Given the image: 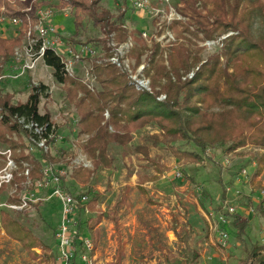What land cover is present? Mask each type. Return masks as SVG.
<instances>
[{"label":"trees","instance_id":"trees-1","mask_svg":"<svg viewBox=\"0 0 264 264\" xmlns=\"http://www.w3.org/2000/svg\"><path fill=\"white\" fill-rule=\"evenodd\" d=\"M83 1L86 4L78 5L79 12L74 13L75 33L84 17L103 33V37L96 41L101 43L107 59L97 61L95 55L88 58L91 59L90 74L98 88L90 89L81 79L64 74L60 58L51 50L45 52L43 59L53 69L54 78L66 89L68 103L74 106L76 120L72 121V127L78 134L87 136L79 147L92 161V169L73 164L69 150L62 145L56 146L59 126L51 120L48 111L41 114L38 109L46 86H32L24 101L13 103V93L5 91L6 82L1 78L0 143L7 146L9 155L0 154V158L4 163L10 159L15 168L11 171L9 183H0V192L8 185L14 190L8 198L10 203H18V194L25 190L33 194L39 191L36 184L43 178L44 169L50 167L53 170L56 165L61 169L70 166V171L66 170L67 176L61 177L65 190L74 194L66 185L69 178L78 186H87L83 193L91 195L93 189L90 190L88 185L93 171L111 164L108 144L125 146L132 140L134 131L149 123L159 129L150 138L155 144L165 145L182 165L203 162L207 149L225 147L223 154L244 157L246 154L238 152L237 148L247 144L264 147V18L261 14L264 0H181L178 13L187 20L176 21L169 26L176 36L166 46L167 65L158 59V53L163 50L161 43L153 41L152 50L148 49L142 42L143 31L136 28L140 39L126 55L128 59H134L130 73L109 59L115 49L111 41L120 44L128 36L123 22L131 8L126 0L115 2V6L120 7L117 15L100 9L99 0ZM258 16L262 18L259 19L261 31L255 36L253 26ZM198 34L202 41L228 35L220 39V48L202 62L198 50L193 51L189 46L192 44L190 37L199 38ZM21 36V31L11 39L0 36V64L9 61ZM146 51L150 53L145 58L148 66L143 75L149 80V88H139L131 75ZM160 57L164 58L163 55ZM30 123L38 127L47 124L46 130L36 133L34 127L24 126ZM31 138L35 142L45 138L47 149L38 146ZM63 139L62 144L68 141L64 136ZM29 147L33 149L28 150ZM51 147H55V154H52ZM141 149L147 156V150ZM250 157L249 161L257 164L253 174L257 177L264 166V154ZM155 167L156 174L150 179H157L167 169L158 164ZM99 197V192L90 196V213L79 218L78 250L80 238L86 233L91 235L102 218L96 211ZM38 203L30 202V205L37 210ZM259 209L264 211L261 207ZM233 216L239 237L244 234L248 220L241 219L238 214ZM0 224L8 237L20 241L36 256L30 249L39 243L24 224L3 210L0 211ZM91 239L93 243L92 236ZM40 247L51 252L43 244ZM92 254L93 251L90 256ZM244 258V264H264V243H253L250 249H246ZM53 262L57 264L54 258ZM190 263L187 260L183 262Z\"/></svg>","mask_w":264,"mask_h":264},{"label":"rangeland","instance_id":"rangeland-1","mask_svg":"<svg viewBox=\"0 0 264 264\" xmlns=\"http://www.w3.org/2000/svg\"><path fill=\"white\" fill-rule=\"evenodd\" d=\"M39 2L40 0H0V5L11 11L20 10L18 12H21L25 8L39 6ZM153 2H157L156 7L166 8V10L167 4L175 8L177 15L174 14V17L176 18L162 27L155 26L150 24V15L139 13V16L137 12L129 10L125 15L127 19L123 22L128 33L126 40L120 44L114 40L111 41V45L115 47L113 56L117 54L115 57L119 59V64L129 73L134 59H128L126 55L140 39V35L135 31L136 28L145 31V35L141 34V37L148 49L152 50L153 41L161 43L163 50H160L158 54L163 55L164 58L162 59L159 55L158 59L167 65L166 46L174 41L176 36V32L169 26L173 22L187 20L185 16L178 13L177 8L181 4L179 0L164 2L153 0ZM47 3L57 10H62L63 7L72 9L67 17L59 13H55L54 17V23L59 27L60 38L63 39L62 43L65 46L69 45L72 50L89 46L94 50L97 61L107 59L101 43L96 41L103 37V33L98 26L93 25L90 19L84 17L77 34L75 33L74 13L79 12L78 5L86 4L83 0H48ZM98 6L100 9L109 10L114 15L120 12V7L115 6V0H99ZM261 14L264 18V10ZM262 18L258 16L254 23L255 36L261 31L259 19ZM227 35L213 41H202L201 35L198 34L199 38L190 37L192 44L189 46L193 51L198 50L203 62L220 48V39ZM0 36L2 39H11L5 32H0ZM111 36L113 37V34ZM21 42L23 41L20 38L14 48L22 46ZM149 53L150 51H146L142 55L140 65L131 75L136 81H143L138 84L139 88H149V80L143 75L144 69L148 66L145 58ZM10 59L12 61L13 56ZM90 60L86 57L74 64L75 79H85V70L90 72ZM11 61L0 64V79L6 82L5 91L13 93L12 102L26 99L29 84L32 81L46 86L40 97L39 112L42 114L48 111L51 118L59 125L58 134L68 140L63 145L73 155L72 163L82 164L92 169V161L80 150L81 141L75 139L79 136H71L74 133L69 117L75 113L74 106L68 103L66 89L53 77V69L48 65L46 67L43 61H39L33 70L16 77L14 68L17 65L15 64L14 67L15 62ZM94 84L97 89L98 84L95 80ZM154 130L159 131L155 124L149 123L134 131L133 133L139 134L136 142L143 145L146 143L151 147L150 136L152 132V134L155 133ZM76 140H79L78 144L75 143ZM62 143L57 141L56 146ZM72 143L76 144V148ZM160 147L159 150H147V156L143 150H133L132 146L125 147L124 150L120 147H117L118 150H107L108 157L111 159L110 166L99 167L93 171L88 186L90 190L93 189L91 195L95 192L100 194L96 205L99 210H102L103 213L99 211V215L104 218V221L98 228L93 229L91 235L87 233L84 235L90 239L92 236L94 240L92 264H183L186 260L191 262L190 264H244L246 249H250L253 243H264V211L261 212L259 209L260 207L264 209L262 204L264 201H261L264 198L261 194V191H264V185H260L259 189L254 191L251 190L254 194L250 192L251 186L256 188L254 183L257 177L252 174L257 164L249 161L250 156L258 157L264 154V147L247 144L237 148L238 152L246 154L244 157L230 153L223 154L225 147L207 149L203 162L197 164L189 162L186 165H182L165 145ZM54 148L50 149L52 154H55ZM6 152L7 146L0 143V154ZM7 163L8 161L4 163L0 158V175ZM156 164L167 167V171L164 170L157 179H150L156 174ZM54 168L60 169L61 166L56 165ZM243 168L247 169V176L242 174ZM62 169L69 172L70 166ZM67 179L66 185L74 193H83L86 190L87 186H78L71 179ZM226 188H229V191H226ZM13 191L8 185L0 192V211L8 212L24 224L39 244L32 245L30 249L35 253L36 256H34L23 247L20 241L8 237L0 224V264H54L53 258L56 259L57 254L55 233L61 212L59 203L49 198L47 191L40 190L35 194L41 198L38 201L37 210L32 205L23 210L12 209L6 204L10 203L8 198L13 195ZM225 205L234 206L236 213L233 215L238 212L241 219H246L243 217L246 212L251 214V220H248L243 235L238 237L236 226L233 224L234 216L225 214ZM239 206L243 207L240 211ZM220 214L226 215L225 225L216 221ZM218 229L228 233L226 247H221L218 242ZM40 244L49 247L51 252L47 249L43 250ZM43 255H45L44 259ZM74 264L81 263L75 261Z\"/></svg>","mask_w":264,"mask_h":264},{"label":"built area","instance_id":"built-area-1","mask_svg":"<svg viewBox=\"0 0 264 264\" xmlns=\"http://www.w3.org/2000/svg\"><path fill=\"white\" fill-rule=\"evenodd\" d=\"M47 1L48 0H40L39 6H31L21 10V12H18L20 10L11 11L3 5H0V32L9 34L8 38L17 36L19 31L22 33L21 40L23 42L20 44L22 46H16L14 48L12 55L13 60L11 61L10 59L12 63L13 61L15 62L13 63L14 67L15 64L17 65L14 68L16 69L14 75L16 77L22 76L26 71L33 70L39 61L44 62L43 58L45 52L47 50H51L60 58L63 73L72 78H76L74 74V64L83 58L94 56L95 52L89 46H83L80 50H72L69 48V45L65 46V44L62 43L63 39L61 40L60 38L61 33L59 31V27L56 23H54L55 13L63 14L67 17L72 12V9L70 7H63L62 10H57L53 7V5H49ZM118 1L119 0H115L116 4ZM161 1L164 2L168 0ZM126 2L128 7L131 8L133 12L135 11L138 14L150 15V24L155 26L162 27V25H166L176 18L174 17V14L177 15L175 8H172L169 4H167L168 9L166 10V8L156 7L157 2L154 3L153 0H126ZM180 2L181 0H179V4ZM142 34L145 35V31H143ZM116 55L117 54H115V56ZM115 56L111 57L112 62L117 63V65H121ZM44 65L48 67L45 63ZM85 71V79L81 80L88 88L96 89L94 79L91 77L92 75H90L89 71ZM136 82L141 84L143 81ZM39 85L40 83L32 81L31 84H29V89L32 88V86ZM105 115L106 117L108 116L107 113ZM69 118L71 121L76 120L75 113H72ZM51 120L55 123L52 118ZM20 122H23V120L20 119ZM24 126L28 128L34 127V131L36 133H41L46 130L47 124L44 127H38L36 124L32 123L25 124ZM56 135L58 141L63 140V136H60L58 132ZM51 136L52 135H49V137ZM31 140L34 141L33 138H31ZM45 141V138H41L34 142L38 146L47 149ZM32 149V147L28 148V150ZM6 153L9 155L8 149ZM7 161L8 163L0 175V183H9L12 179L11 171L15 168V165L10 159ZM65 171L66 170L61 168L52 170L50 167H46L43 172V178L36 184L39 191L46 190L49 194V198L55 199L60 205V220L55 233L57 240L56 262L57 264H74L75 261H79L81 264H92L93 257L90 256V253L92 252L93 244L91 239L83 236L80 238V249L78 250V247L76 246V242L78 241L77 236L80 230L79 218L89 215L90 210L88 202L90 200V196L86 193L72 194L65 190L61 183V177L67 176L68 172ZM25 173H27V171ZM242 174L247 176L246 168L242 169ZM226 191H229V188H226ZM35 194L26 190L23 195H20L18 203H7L6 206L16 210L27 209L30 206V202H37L41 199ZM261 194L264 196V191H261ZM225 208V214L227 215H233L236 213L234 206L225 205ZM216 221L217 223L225 225L227 222L226 215H218ZM217 239L221 247H226L228 245L227 231L218 229Z\"/></svg>","mask_w":264,"mask_h":264},{"label":"crops","instance_id":"crops-1","mask_svg":"<svg viewBox=\"0 0 264 264\" xmlns=\"http://www.w3.org/2000/svg\"><path fill=\"white\" fill-rule=\"evenodd\" d=\"M72 132L74 133V134H72L71 136L72 137H77V136H79V138L77 137V138H75V139H79L81 142H83L86 138H87V136L86 135H82V134H78L77 133V130L75 129V128H72ZM154 132H155V130H154ZM76 133V134H75ZM153 133V132H152ZM151 133V134H152ZM138 133L137 132H135V133H133V138H132V140L128 143V144H126L125 146H120V145H116V144H112V143H110L109 145H108V147H107V150H118V148L117 147H120V148H122V150H124L125 149V147H128L129 148V146H132V149L133 150H143V149H141V148H144V150H159V148L161 149V147H160V145H163V144H155L154 143V141L150 138V140H151V147H149L146 143H145V145H143L142 143H137L136 142V139L138 138ZM64 140V139H63ZM79 140H76V144H78L79 143ZM63 142V141H62ZM80 142V143H81ZM67 142H65L64 143V145L66 144ZM75 143H72V145L73 146H75V148H76V144ZM63 144H62V146L63 147H65ZM70 145V144H69ZM69 145H67V147L69 146ZM61 146V145H60ZM166 147V146H165ZM66 148V147H65ZM167 148V147H166ZM131 149V148H130ZM168 149V148H167ZM80 150H81V148H80ZM254 172V171H253ZM252 172V173H253ZM253 175V174H252ZM262 177H264V171H261V173H260V175L259 176H257V178H256V181H255V183H254V187L256 186V188H253V186H251V188H250V192H252L251 190H253L254 191V189H259V187H260V185H264V179H262ZM250 183L252 184V181H253V178L251 177V179H250ZM258 192V191H257ZM259 193V192H258ZM252 194H254V192H252ZM258 198V197H257ZM260 200V199H259ZM261 200H264V198H262ZM258 204V203H257ZM96 207H97V205H96ZM243 209V207L242 206H239V208H238V210L240 211V210H242ZM97 211L99 212L100 211V213H103L102 212V210H99V208L97 207ZM247 213V214H246ZM244 215H243V217H246V219L247 220H251V214H249V212H246ZM237 214H238V212H237ZM103 221H104V218L102 217L101 218V220H100V222L99 223H97L96 224V226L94 227V229H96V228H98L102 223H103ZM248 221V222H249Z\"/></svg>","mask_w":264,"mask_h":264}]
</instances>
